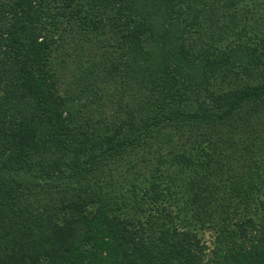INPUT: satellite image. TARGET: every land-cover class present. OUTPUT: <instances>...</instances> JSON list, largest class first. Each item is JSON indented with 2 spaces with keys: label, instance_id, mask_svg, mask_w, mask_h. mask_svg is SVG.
<instances>
[{
  "label": "trees",
  "instance_id": "trees-1",
  "mask_svg": "<svg viewBox=\"0 0 264 264\" xmlns=\"http://www.w3.org/2000/svg\"><path fill=\"white\" fill-rule=\"evenodd\" d=\"M0 264H264V0H0Z\"/></svg>",
  "mask_w": 264,
  "mask_h": 264
}]
</instances>
